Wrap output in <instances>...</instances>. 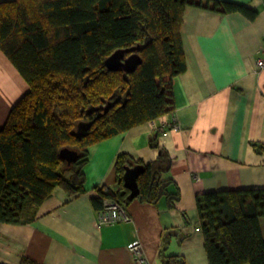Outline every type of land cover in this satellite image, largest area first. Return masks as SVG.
Listing matches in <instances>:
<instances>
[{
	"label": "trees",
	"instance_id": "obj_1",
	"mask_svg": "<svg viewBox=\"0 0 264 264\" xmlns=\"http://www.w3.org/2000/svg\"><path fill=\"white\" fill-rule=\"evenodd\" d=\"M187 6L250 20L258 15L219 0L0 2V51L28 85L0 128V223L34 222L57 187L70 197L85 193L90 147L174 110L173 83L187 69L181 39ZM135 47L142 58L135 71L109 70L106 61L114 52ZM152 146L158 148L156 140ZM64 148L77 151L78 161H63ZM171 164L162 149L149 164L121 154L117 189L98 188L93 206L100 211L105 200L131 203L124 175L142 165L135 199L157 204L167 197L174 207L180 191L171 193L172 181L163 180ZM198 209L209 264H264V190L206 193ZM162 258L164 264H185L181 256Z\"/></svg>",
	"mask_w": 264,
	"mask_h": 264
},
{
	"label": "crops",
	"instance_id": "obj_2",
	"mask_svg": "<svg viewBox=\"0 0 264 264\" xmlns=\"http://www.w3.org/2000/svg\"><path fill=\"white\" fill-rule=\"evenodd\" d=\"M219 1L258 15L250 20L238 12L187 6L181 26L187 69L173 83L174 110L90 147L85 193L70 197L57 187L34 222L0 223V264H135L129 251L135 240L151 264H164L163 255L209 264L198 199L211 192L264 190V69L257 66L264 50V0ZM0 66L17 82L10 86L4 79L2 127L28 85L1 51ZM254 143L263 146L261 152ZM160 149L172 160L163 180L172 181L169 191L178 189L180 200L171 207L167 197L157 204L133 199L123 206L132 222L99 226L92 200L98 188L117 189V158L126 154L149 164ZM260 224L264 238V218Z\"/></svg>",
	"mask_w": 264,
	"mask_h": 264
},
{
	"label": "water",
	"instance_id": "obj_3",
	"mask_svg": "<svg viewBox=\"0 0 264 264\" xmlns=\"http://www.w3.org/2000/svg\"><path fill=\"white\" fill-rule=\"evenodd\" d=\"M139 47L131 48V49H120L114 52L106 61L107 67L111 71H124L126 73H131L137 69L139 65L142 63V58L138 54ZM131 52L132 55L130 57H126V54ZM84 126H81L83 129ZM60 156L63 161L67 162L68 165H72L77 162L79 159V154L77 151L64 148ZM144 172V166L137 165L134 167H129L126 170L124 175L125 186L130 190V199L133 200L139 195V185H138V177L140 173Z\"/></svg>",
	"mask_w": 264,
	"mask_h": 264
},
{
	"label": "built area",
	"instance_id": "obj_4",
	"mask_svg": "<svg viewBox=\"0 0 264 264\" xmlns=\"http://www.w3.org/2000/svg\"><path fill=\"white\" fill-rule=\"evenodd\" d=\"M258 68L264 69V50L257 60ZM174 129H178L174 125ZM166 128L161 127V131L165 133ZM99 226H112L120 223L132 222L131 215L116 201L105 200L103 208L98 212ZM129 251L134 259L135 264H151L144 246L140 240H135L129 245Z\"/></svg>",
	"mask_w": 264,
	"mask_h": 264
},
{
	"label": "rangeland",
	"instance_id": "obj_5",
	"mask_svg": "<svg viewBox=\"0 0 264 264\" xmlns=\"http://www.w3.org/2000/svg\"><path fill=\"white\" fill-rule=\"evenodd\" d=\"M3 68H5V67L4 66H2V67L0 66V93L1 94H4V93L6 94V83H5L4 79H7V84L10 85V86H13L17 82L15 81V79L13 77L10 78L9 72L8 71L6 72V70L3 69ZM19 76H20V74H19ZM9 91H11V90L8 89V93H9ZM19 92H20L19 95H16V93H15V95H16V97L18 96L20 98L21 96L24 95V93H22V91H19ZM0 96H2V95H0Z\"/></svg>",
	"mask_w": 264,
	"mask_h": 264
},
{
	"label": "bare ground",
	"instance_id": "obj_6",
	"mask_svg": "<svg viewBox=\"0 0 264 264\" xmlns=\"http://www.w3.org/2000/svg\"><path fill=\"white\" fill-rule=\"evenodd\" d=\"M0 128H2V127H0Z\"/></svg>",
	"mask_w": 264,
	"mask_h": 264
}]
</instances>
